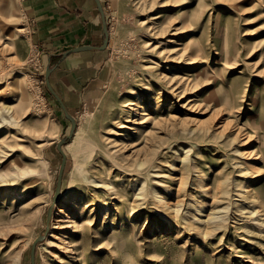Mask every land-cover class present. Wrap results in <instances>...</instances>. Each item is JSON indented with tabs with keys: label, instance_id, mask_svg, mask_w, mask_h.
<instances>
[{
	"label": "rangeland",
	"instance_id": "obj_1",
	"mask_svg": "<svg viewBox=\"0 0 264 264\" xmlns=\"http://www.w3.org/2000/svg\"><path fill=\"white\" fill-rule=\"evenodd\" d=\"M101 1L110 41L98 84L85 83L90 74L72 84L63 62L68 57L62 59L76 48L72 38L64 33L43 46L32 37L24 0H0V133L25 139L11 156L1 154L0 172L8 173L10 164L35 170L10 188L15 197L0 199V207L5 201L12 207L1 216L0 264H32L37 239L36 264H57L58 256L64 264H264V222L249 214L256 208L250 196L264 211V0ZM180 9L192 24L176 32L180 25L168 29L159 16L167 12L176 24ZM188 38L199 48L200 66L164 48ZM49 68L77 129L63 147L62 190L48 223L63 161L58 143L72 128L47 86ZM201 70L212 78L186 80ZM175 73L177 91L169 87ZM136 94L143 98L140 109L130 106ZM213 97H227L235 109L209 105ZM144 107L162 126L138 144L143 130L153 128L152 121L141 123ZM88 138L98 147L86 157L82 141ZM94 180L108 187L96 189ZM152 191L179 211V227L161 216ZM26 200H35L28 215L14 216ZM84 202L93 208L85 210ZM119 239L134 255L115 250ZM19 248L14 261L11 253Z\"/></svg>",
	"mask_w": 264,
	"mask_h": 264
},
{
	"label": "bare ground",
	"instance_id": "obj_2",
	"mask_svg": "<svg viewBox=\"0 0 264 264\" xmlns=\"http://www.w3.org/2000/svg\"><path fill=\"white\" fill-rule=\"evenodd\" d=\"M159 1L160 0H151V1L148 2V4L152 3V6H154V5L158 4ZM164 2H165V0H162L160 3H163V5H166V4L170 3V0L165 2V3ZM175 2H177V1L175 0ZM179 14H180L179 16L182 18V20L179 23H176V24H172V23H174L173 22V17L174 16L172 17L167 12H163V14H161L159 17L166 18L165 19V21H167L166 25L167 24L169 25L168 29L171 26L174 27V26L180 25V27H174L175 31L179 32L181 29L186 28V25L192 24V22L187 17V12L186 11H184L183 9H180L179 10ZM153 19H156V18H153ZM164 23L165 22H163L162 25H164ZM166 25L162 26L160 31H162V32L166 31L167 30ZM20 31H22V30H20ZM188 39L189 40H187V41L184 39L185 42H180L178 44V46L175 47V48H174V46H172L170 44H167L164 48L169 49V53L172 56L180 55V57H184V59L185 58L188 59V61H189L188 63H190L189 65H191V66L192 65L200 66L202 60H200L201 62L198 61V58H201L199 56L200 54L198 53L199 48L197 47V44H194L195 41L192 40V38H188ZM7 40L9 41V38L5 37V41H3L4 47H7V45L9 46V44L7 43ZM169 43H172V42H170V40H169ZM149 44L152 45V43H150V42H149ZM157 47H158V45L155 46L153 49H156ZM159 52H160V50H159ZM162 52L163 51H161V54H162ZM167 69H169V68H167ZM201 73H202V70L199 71V72H193V73L190 72L189 74L186 75V76H188L186 78V80L189 82V81H198L200 78H206V77L207 78H212V76L208 75L207 72L203 73V74H201ZM176 74L177 73H175L172 76V78H170V80H169L170 89H172L175 86L173 88V91H177V90L181 89V87H182L180 85V83H179V80H178V79H181V77L179 75H176ZM20 79L21 78H18V80H16V84L18 86H21V83H22V81ZM2 91L3 90H0V95H2V93H1ZM182 94H183V92H182ZM181 97H183V95ZM214 99L215 98L213 97L212 101L208 102L207 101L208 99L205 100V101H207V103L209 105L210 104L213 105V107H215V108L223 106V107H225V110L230 111V112H233V109H235V105L229 103L227 97L222 98V99H218V100H215V101H214ZM142 100H143V98L137 95V98L135 100L131 101L130 106L133 107V108L135 107L136 109H140L142 107V105H141L142 104L141 103ZM192 101H194V99H191L189 102H192ZM196 102H198V101H196ZM142 114H143L142 118L144 120L141 123L145 124V123H147L149 121H152L153 122V128L151 130H148V128H145V130H143L142 138L139 140L138 144L144 143V142L147 143V142H149V140H152L154 138L153 137V132H155L153 129H159L162 126L161 125V121H157V120H155V118H152V117L150 118L151 114L149 113L148 108L144 107ZM13 121L15 123L19 122L18 120H13ZM126 128L136 130L135 128H137V127L132 128V127H129V126H126V125L120 126L121 130L126 129ZM134 130H131V131H134ZM23 141H25V139L22 138L18 133H12L11 131H5L4 133H0V160L2 159L1 158V154H3V153H6L4 155V157H6V156L9 157V156H11V154L15 153L16 148H18L17 146H20V142H23ZM82 144L85 147L84 150H87L89 152V155L86 156V157H89L90 154L95 151L94 149L91 148L93 146V144H95L96 147H98V145L95 143V141L92 138H88L86 140H83ZM16 167H18V168H16ZM7 168H8L7 169L8 173L0 172V199H3V196H5V195L7 196V199H8V197L11 195V193L9 192L10 188H12L16 183H19L20 181H23V180L25 181L28 177H30V175L35 173L34 172L35 170L32 169V167H30L29 165H26V164H21V165L13 164L12 165V169L16 168L15 170L11 169V164ZM245 183L246 182H244V184ZM244 184L242 186H244ZM92 187H94L96 189H100V188H104V187L107 188L108 186H106V183H104V182H99V181L94 180V184L92 185ZM244 188H247V186L244 187ZM110 189H113V188H110ZM140 191H142V189H140ZM221 191H223V188L220 189V194H221ZM15 195H16V193H15ZM151 195L153 197L154 202L158 204L159 209L162 210V212L160 211L162 213L161 216L166 218L167 222H169V223H170V219L171 220H175L176 221L175 225L177 227H179L178 226V225H180L179 217L176 216V213H175V212H179V211L175 210L171 206L170 202H168L166 200L165 196H163V194H161L160 192L152 191ZM13 197H15V196H10V198H13ZM75 198H77V197L75 196L74 199ZM144 198H146L145 195H144ZM250 198H252V200H251L252 203L251 204L252 205H256V208L254 210H252L249 214L251 216L258 217L259 220H257L258 221L257 223H259L260 220H263V222H264V213H263L264 211L262 209V205H260L262 202L260 204H258V198L256 196H250ZM250 198L247 197V199H250ZM23 199H24V197L22 198V200ZM34 203H35V200H31V201L26 200V201L22 202L20 204V206H19L18 213L16 215H14V216H16V217H26L28 215V213H27L28 212V207H30ZM62 203H63V205H69V200H65ZM54 206H55V204H54ZM93 206L94 205L91 202H86V203L84 202L85 210L92 209ZM225 208L227 209V207H225ZM11 209H12V207L8 206L6 204V201H5L3 206L0 207V222L3 220V217H1V216H3V215H5V216L6 215H11ZM56 211H57V209H56ZM218 213H220V212H218ZM218 218H219V215L218 216H213L212 219H208V221H210V222H208V224L212 225V223L215 222V220L218 219ZM20 219H22V218H20ZM54 236H55V238H57V236L54 235L53 233L51 234L50 237L52 238ZM125 241H126V239H121V240L119 239V241L117 240V242L115 243V245H116L115 246V250L119 251L120 255H127V256L134 255L133 250L131 249V247L129 245H126ZM44 245L46 247H50V246H48V244H42V246H44ZM12 253H11V255H12L14 261H17V259L20 258V248H19V251L12 252ZM63 253L64 254H68L69 250H67V251L65 250V252H63ZM64 263H69V262H66V260L63 259V257L58 256L57 257V264H64Z\"/></svg>",
	"mask_w": 264,
	"mask_h": 264
},
{
	"label": "crops",
	"instance_id": "obj_3",
	"mask_svg": "<svg viewBox=\"0 0 264 264\" xmlns=\"http://www.w3.org/2000/svg\"><path fill=\"white\" fill-rule=\"evenodd\" d=\"M24 7L26 15L32 19V37L43 46H48L44 41L49 43L64 33L72 38L75 47L103 44L101 14L94 0H24ZM104 54L105 50H90L68 56L63 62L67 64L65 74L74 80L72 84H82V78L87 74L90 76L86 79V84H98L101 72L97 70L103 68ZM98 58H102V62L98 63ZM91 70L95 71L94 74ZM77 87L72 90L80 91L82 88ZM56 90L68 105L67 95L57 88Z\"/></svg>",
	"mask_w": 264,
	"mask_h": 264
},
{
	"label": "water",
	"instance_id": "obj_4",
	"mask_svg": "<svg viewBox=\"0 0 264 264\" xmlns=\"http://www.w3.org/2000/svg\"><path fill=\"white\" fill-rule=\"evenodd\" d=\"M94 1L96 2L98 11L101 14L102 25H103V35H104L103 44L100 45V46L86 45V46H80V47H76V48L70 49V50L66 51L65 53H63L62 59L67 58L68 56H70L73 53H79V52L90 51V50H101V51H103V50H106L108 48L109 41H110V32H109V28H108V24H107V20H106V13L104 11V7H103V4H102V1L101 0H94ZM53 70H54V68H49L47 70L46 75H45L46 83H47V86H48L49 90L53 93V95L61 103V105L63 107V110L65 112V115L67 116V118L72 123V128H71L70 134L66 138L62 139L58 143V150L60 151V153L63 156V161H62V165H61V169H60V174H59V179H58L55 195L53 197V204L51 205V207L49 208V211H48V223H49L50 218H51V214H52V210H53L54 204L57 202V200H58V198H59V196L61 194V190H62L63 176H64V171H65L66 163H67V155H66L63 147H64V145L66 143H68L69 140H71L74 137L76 129H77V121H76L75 117L72 116L68 112L66 104L64 103L62 98L59 96V94L54 90V88H53V86L51 84L50 76H51V73L53 72ZM40 241H41V239H37L35 241V243L33 244V247H32V258H31L32 264H36L35 263L36 262V260H35L36 246H37L38 242H40Z\"/></svg>",
	"mask_w": 264,
	"mask_h": 264
}]
</instances>
